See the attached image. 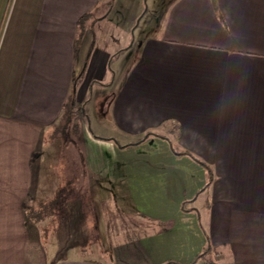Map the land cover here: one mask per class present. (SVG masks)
I'll return each mask as SVG.
<instances>
[{"label":"crops","instance_id":"0c3cea01","mask_svg":"<svg viewBox=\"0 0 264 264\" xmlns=\"http://www.w3.org/2000/svg\"><path fill=\"white\" fill-rule=\"evenodd\" d=\"M73 97L76 180L138 222L113 264H264V0H0V264H104L30 216L71 201Z\"/></svg>","mask_w":264,"mask_h":264},{"label":"rangeland","instance_id":"374dc122","mask_svg":"<svg viewBox=\"0 0 264 264\" xmlns=\"http://www.w3.org/2000/svg\"><path fill=\"white\" fill-rule=\"evenodd\" d=\"M87 115L85 122H89V128L96 132L97 118L92 113L91 105L87 106ZM82 116L80 111L78 112L76 109L71 112L66 109L59 119L57 130L54 133L59 134L65 140L66 144H64V147L66 150H70L66 159L70 157L76 164L71 165V201L67 204L65 220L61 223L63 220L61 217V214H63L61 212L62 208L55 204L53 205V202L46 204L44 208L38 210L35 214H30V216L33 221L39 222L43 227L45 231L42 232L51 239L50 243L54 242L57 244V242H60L61 256H88L98 258L104 264H113L110 260L112 246L108 244V242L113 241L112 233L116 231V241L121 240L127 236L129 230L132 232L129 223L136 222L138 224V222L134 219L131 221L130 217L122 218L121 220L117 214L116 205L113 202L111 204L110 199L104 198L102 207L99 193L95 192V190L94 193H89L87 190L84 191L81 189L83 184L81 185L80 181L76 180L81 169L79 149L76 147L81 146L79 138L81 136L80 120ZM64 149L63 156H61V165L59 166H62L63 169L65 168L63 158L67 153ZM107 185H109L108 182H105L104 186L106 187ZM62 200H65V198H62ZM66 200L68 199L66 198ZM94 208L98 211L102 208V213H98L97 219Z\"/></svg>","mask_w":264,"mask_h":264},{"label":"trees","instance_id":"16d2710c","mask_svg":"<svg viewBox=\"0 0 264 264\" xmlns=\"http://www.w3.org/2000/svg\"><path fill=\"white\" fill-rule=\"evenodd\" d=\"M85 16L86 15H84V16H82L81 18H80V21H79V24H81L82 22H83V20L85 19ZM68 109L70 110V112L71 111H73L74 109H76V111H80V113H81V115H83V113H82V104H79L76 100H75V98L73 97L72 98V100H71V103H70V106L68 107ZM146 136V135H145ZM179 154H188V155H190L191 157H193L199 164H201L204 168H205V170H206V173H207V177H208V180H207V185H209V184H211V182H212V180H213V173H212V170L210 169V167L206 164V163H204L203 161H201V160H199V159H197V158H195L190 152H188V151H182L181 153H179ZM53 203L55 204V205H58L59 206V203H60V206L59 207H61L62 209H61V212H63V214H61V217H62V219H64L66 216H67V210H66V205H67V200H66V198H65V200H60L59 199V197L57 196L54 200H53ZM206 249H207V247H206ZM205 249V250H206ZM204 254V253H203Z\"/></svg>","mask_w":264,"mask_h":264}]
</instances>
